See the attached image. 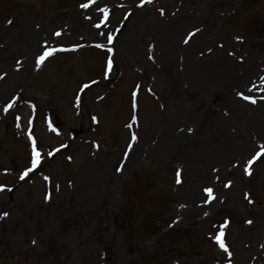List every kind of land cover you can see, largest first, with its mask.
Returning <instances> with one entry per match:
<instances>
[{
    "label": "rangeland",
    "instance_id": "obj_1",
    "mask_svg": "<svg viewBox=\"0 0 264 264\" xmlns=\"http://www.w3.org/2000/svg\"><path fill=\"white\" fill-rule=\"evenodd\" d=\"M262 77L264 0H0V264H264Z\"/></svg>",
    "mask_w": 264,
    "mask_h": 264
},
{
    "label": "snow or ice",
    "instance_id": "obj_2",
    "mask_svg": "<svg viewBox=\"0 0 264 264\" xmlns=\"http://www.w3.org/2000/svg\"><path fill=\"white\" fill-rule=\"evenodd\" d=\"M149 2H150V0H149ZM91 3H95V0H91ZM89 6H90L89 3H83V4L80 5L81 8H88ZM101 11H103V12L105 13V17H107V10H106V9H101ZM161 14L163 15V11H161ZM8 23L11 24L12 21H9ZM55 35L59 36L60 33L57 32V33H55ZM190 35H194V33H193V34H190ZM109 41L111 42V37H109ZM188 42H189V41H188L187 39L184 41L185 44H187ZM97 47H100V45H97ZM53 51H56V50L53 49V50H51V51H45V52L43 53V55H40V56L37 58V60H36V64H37V66H39L41 63H43L44 60H45L47 57L51 56ZM109 67H111V61H109ZM261 79L264 80V77H262ZM85 87H87V85H85ZM249 91H251V89H249ZM135 95H136V93H133V96H135ZM239 95H241V98H243V99H246V100H249V99H250L249 96H246V95H244L243 93H240ZM250 102H251V103H255V100H251ZM8 107L10 108L11 105H8ZM134 107H135V105H134ZM7 110H8V108H5V109H4V111H7ZM93 119L95 120V117H93ZM133 120H134V122H135V118H133ZM129 127H131V125H129ZM53 130H54V129H53ZM136 139H137L136 136H133V137H132V140H133V141H135ZM129 147H131V144L129 145ZM260 155H261V153L258 152V153L256 154V156L252 157V159H250V160L248 161V164H249V165H252L253 162H254L257 158L260 157ZM39 156H40L39 152H37V151H36V148L33 147L32 168H35V167L39 164V162H40V161H39ZM32 168H30V169H28L27 171H25V172L23 173V175L21 176V179H23L25 176H27V175H28V172L32 171ZM245 172H246L247 174L251 175V172H249V170H248L247 168L245 169ZM178 182H179V181H178ZM228 186H229V185H225V187H228ZM204 191H205V193L207 194V200H208L209 202H210L212 199H215V197L213 196V189H212V188H206ZM46 198H47V197H46ZM246 198H247V197H246ZM249 203H251L250 200H249ZM247 223L251 224L252 221L249 220V221H247ZM221 235H222V233H221ZM216 239H217V242L219 243L220 247L223 248L225 252H227L228 249L225 247V245H224L223 241L220 239V237L218 236V237H216Z\"/></svg>",
    "mask_w": 264,
    "mask_h": 264
},
{
    "label": "bare ground",
    "instance_id": "obj_3",
    "mask_svg": "<svg viewBox=\"0 0 264 264\" xmlns=\"http://www.w3.org/2000/svg\"><path fill=\"white\" fill-rule=\"evenodd\" d=\"M187 54H188V52H187ZM223 68L226 69V66H224Z\"/></svg>",
    "mask_w": 264,
    "mask_h": 264
}]
</instances>
